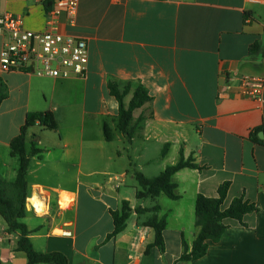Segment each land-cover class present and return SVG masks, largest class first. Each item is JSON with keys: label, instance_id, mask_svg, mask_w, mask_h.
<instances>
[{"label": "crops", "instance_id": "0c3cea01", "mask_svg": "<svg viewBox=\"0 0 264 264\" xmlns=\"http://www.w3.org/2000/svg\"><path fill=\"white\" fill-rule=\"evenodd\" d=\"M43 1L0 0V10L20 15L25 28L43 30ZM60 29L86 39L84 77L0 72L7 87L0 103V178L16 177L10 141L29 112L51 111L57 123L52 133L39 125L41 134L35 126L26 132L27 145L34 140L40 149L27 171L22 218L33 248L59 251L68 264H264V0H79L74 25L62 15ZM248 75L263 78L261 100L244 93L241 78ZM109 83L129 85L125 106L138 84L150 96L132 111L131 138L118 128ZM181 154L197 166L173 174L178 198L137 199L134 170L154 177ZM223 182L222 209L241 197L257 210L242 221L225 218V232L217 242L207 240L205 255L180 261L182 238L191 246L198 233L196 196L216 197ZM34 196L42 211L31 206ZM122 200L132 211L123 230L107 239L110 211ZM152 217L166 220L163 251L151 246L154 230L144 222ZM18 237L0 215V264L26 263Z\"/></svg>", "mask_w": 264, "mask_h": 264}, {"label": "trees", "instance_id": "16d2710c", "mask_svg": "<svg viewBox=\"0 0 264 264\" xmlns=\"http://www.w3.org/2000/svg\"><path fill=\"white\" fill-rule=\"evenodd\" d=\"M52 4L53 0L43 1L46 13L52 8ZM128 88L129 85L120 89L118 84L109 83L110 93L117 99L119 104L118 128L127 138H131L135 130V127L130 124L132 111L150 100V96L146 88L138 84L133 91L130 101L125 106L123 97L127 93ZM6 96L7 87L0 78V103ZM36 125L41 126L43 129H57L56 119L51 111H33L26 115L20 133L10 141V154L18 157L16 177L12 181L0 178V215L7 224L8 232H19L17 250L25 252V264H68L67 257L59 251H36L28 236L29 230L22 221V218L26 215V198L29 196L28 184L26 181L27 171L31 158L40 151V149L36 147L34 140H30L29 145H27L26 132ZM103 132L105 138L110 140L111 134L106 124L103 126ZM253 138L257 139L256 137ZM166 147L167 145L162 149L161 155H164ZM196 166L197 165L193 163L191 158L184 159L181 154L179 160L175 164L167 165L154 177H146L140 171L134 170L133 173L138 184L136 191L137 199L156 197L160 193H164L170 199L178 198L175 192L176 183L172 180L173 174L183 167L195 168ZM227 189L228 183L223 182L218 187V195L216 197H207L202 194L196 196L194 204L195 224L198 226V233L191 246L182 238L183 251L179 257L180 261L189 262L205 255L207 240L217 242L225 232L227 228L224 223L225 218H233L242 221L244 214L257 210L255 204L249 203L241 197L234 198L228 207L222 209L221 204L225 198ZM153 209L157 211L159 206L155 205ZM131 211L132 209L127 200H122L119 209L110 211L114 227L112 232L107 234V239L123 230ZM135 211L140 212L142 210L141 208H135ZM144 224L150 226L154 230V241L151 246H157L160 251H163V230L166 226L165 217H152L144 222Z\"/></svg>", "mask_w": 264, "mask_h": 264}, {"label": "built area", "instance_id": "2783aa9c", "mask_svg": "<svg viewBox=\"0 0 264 264\" xmlns=\"http://www.w3.org/2000/svg\"><path fill=\"white\" fill-rule=\"evenodd\" d=\"M78 1L53 0L43 30L25 28L20 15L0 10V72L17 70L62 79L84 77L88 63L87 41L80 35L60 29L62 15L66 25H74ZM241 86L247 95L262 99V77L243 76ZM30 204L35 210L42 211L35 203Z\"/></svg>", "mask_w": 264, "mask_h": 264}, {"label": "rangeland", "instance_id": "374dc122", "mask_svg": "<svg viewBox=\"0 0 264 264\" xmlns=\"http://www.w3.org/2000/svg\"><path fill=\"white\" fill-rule=\"evenodd\" d=\"M37 126H35V129L34 130H36V133L38 132L39 134H41L40 132V130H39V128L37 129L36 128ZM42 130H44L45 132H50V133H52L53 132V130H49V129H42ZM38 133H37V135H38ZM100 176H98V178H99ZM93 196L97 199V198H99V196L96 194V193H93ZM163 199V204H164V201L165 202H170L169 200V198H167L165 195H163V197H162ZM148 201H147V204H149L150 203V199L148 198L147 199ZM161 200V201H162ZM79 206H81V205H79ZM90 206H100L97 202H95V201H93V200H91V204H90Z\"/></svg>", "mask_w": 264, "mask_h": 264}, {"label": "bare ground", "instance_id": "6f19581e", "mask_svg": "<svg viewBox=\"0 0 264 264\" xmlns=\"http://www.w3.org/2000/svg\"><path fill=\"white\" fill-rule=\"evenodd\" d=\"M29 200H30V202H32L33 204L35 203V205L38 206V207H37L38 209L40 208V206H39V205H40V204H39L40 201H39L35 196H34L33 198H30Z\"/></svg>", "mask_w": 264, "mask_h": 264}]
</instances>
